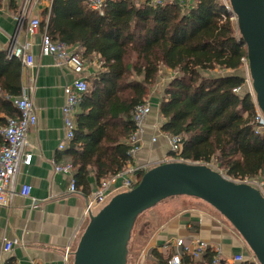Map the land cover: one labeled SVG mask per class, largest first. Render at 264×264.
Listing matches in <instances>:
<instances>
[{
  "label": "trees",
  "instance_id": "trees-1",
  "mask_svg": "<svg viewBox=\"0 0 264 264\" xmlns=\"http://www.w3.org/2000/svg\"><path fill=\"white\" fill-rule=\"evenodd\" d=\"M233 19L219 0L185 6L108 0L102 12L85 0H52L47 23L41 25L47 35L76 48L83 60L98 56L100 62L99 71L87 79L75 137L65 151L75 187L88 194L89 174L100 183L130 162L125 141L134 132L132 111L148 99L161 69L173 77L159 105L165 121L160 130L181 137V158L213 164L231 181L264 182V132L255 133V108L246 89L233 92L244 78L232 72L247 62ZM21 71L20 61L0 51V129L18 116L12 99L22 94ZM153 254L156 264H167ZM212 255L208 249L202 257L209 262Z\"/></svg>",
  "mask_w": 264,
  "mask_h": 264
},
{
  "label": "crops",
  "instance_id": "crops-1",
  "mask_svg": "<svg viewBox=\"0 0 264 264\" xmlns=\"http://www.w3.org/2000/svg\"><path fill=\"white\" fill-rule=\"evenodd\" d=\"M132 1L136 5H151V0ZM51 3L52 0H30L24 8V0H14L13 5L9 0H0V51L6 53L12 44H16L32 55L35 68L30 70L22 66L21 83L22 94L31 98L37 118L36 126L27 135L28 151L32 153L31 165L22 167L17 177L18 186L27 184L31 187L33 200L16 197L10 207L0 206V264L10 259L15 264H69L70 258L68 261L64 259L65 250L69 248L73 252L84 224L82 217L88 197L99 184L91 173L88 176V194L81 187H76L77 192L71 193V177L53 171V162L62 165L70 161L65 152L58 150V145L62 140L60 108L63 87L71 75L56 67L51 57L40 55L39 45L45 31L41 25L47 23ZM221 3L224 6L228 4L227 1ZM21 13L25 15L22 21L19 20ZM31 19H39L41 23L40 29L34 33L28 26ZM84 62L83 76L87 80L99 71L100 62L98 56ZM155 95L147 99L152 105V112L146 121L144 144L136 152L135 160L128 162L127 166L132 162L155 163L169 155L164 137H159L155 145L148 140L153 135V125L162 126L158 113L160 100ZM0 117L3 115L0 114ZM146 213L148 215L143 219L137 235H132L128 244L127 264H156L154 252L167 263L172 252L169 254L165 246L179 239L200 240L212 247L220 246L224 264H234L231 258L235 255H241L244 261L253 258L230 224L202 201L184 196L173 197ZM14 239L19 245L3 253L4 241ZM202 256L190 262L183 256L182 264H207Z\"/></svg>",
  "mask_w": 264,
  "mask_h": 264
},
{
  "label": "water",
  "instance_id": "water-1",
  "mask_svg": "<svg viewBox=\"0 0 264 264\" xmlns=\"http://www.w3.org/2000/svg\"><path fill=\"white\" fill-rule=\"evenodd\" d=\"M246 48L247 68L258 110L264 117V0H228ZM198 199L217 211L264 264V198L250 185L236 183L201 163L170 162L145 171L130 192L113 196L88 216L72 264H127L128 244L137 218L173 197Z\"/></svg>",
  "mask_w": 264,
  "mask_h": 264
},
{
  "label": "built area",
  "instance_id": "built-area-1",
  "mask_svg": "<svg viewBox=\"0 0 264 264\" xmlns=\"http://www.w3.org/2000/svg\"><path fill=\"white\" fill-rule=\"evenodd\" d=\"M89 7L98 12H102L108 0H85ZM164 0H151V5H159L164 3ZM171 2H177L182 6L189 4L190 0H170ZM225 4V1L222 0ZM30 0H24V8L27 7ZM228 11L231 12L230 7L225 4ZM25 18L24 13H21L19 20L22 21ZM40 20L31 19L28 26L32 33L40 29ZM40 55L44 57H51L54 65L61 70L67 71L71 75L68 83L63 87V102L60 108L61 114V126H62V140L58 145L60 152H65L71 145L75 132L77 130L76 123V111L84 98L87 90V80L83 76L85 62L74 52V50L67 47L61 42L53 41L44 31L39 45ZM5 56L7 59H17L22 66L27 69H34L35 63L32 55L23 50L22 47L12 44L6 51ZM243 65L247 69L246 78L243 79L244 83L242 87L233 90L235 94H239L243 89H246L251 96L254 108L255 118L253 124L255 125V133L264 132V117L258 110L254 93L251 87V79L248 74L247 62H243ZM12 104L18 111V116L15 118L6 119L5 126L0 129V135L2 136L3 144L0 147V206L10 207L13 200L16 197L22 199L31 198V187L27 184L17 185V177L22 167H28L32 162V153L28 151L27 135L31 129L36 126L37 118L35 113V107L31 98L23 93L20 97L12 99ZM152 105L148 100L137 105L132 111V121L134 126V132L126 139L125 144L130 148L128 156L130 161L135 160L136 152L141 149L144 144L146 121L151 115ZM158 136L164 137L168 145L169 155L163 157L155 163L138 164L135 162L130 163L126 169L111 176L108 179L102 180L96 189L90 193L82 219L88 220V216L101 206L106 205L110 199L120 193L130 192L139 183V175H142L150 168L170 162H187L181 158L183 142L181 137L164 134L160 130V126L153 125V135L148 137L149 143L155 145L157 143ZM208 165V164H207ZM54 173L64 174L71 177L69 191L71 193L77 192L75 187V181L73 178V167L70 162L66 164L52 163ZM219 172V171H218ZM221 173V172H219ZM236 183H243L250 185L259 191L264 198V182L260 179L250 178L242 181H234ZM18 186V187H17ZM84 225V224H83ZM77 233V231H76ZM19 245L17 240H8L3 243V253L10 252L14 246ZM165 249L171 253L167 264H182V257L186 256L190 260L200 259L201 256L208 249H212V258L207 264H221L222 262V250L220 246L212 247L206 242L200 240H176L173 244L168 243ZM71 251L69 248L65 250L66 261L69 260ZM244 261L241 255H235L231 258V262L238 264ZM253 262L257 263L254 256ZM32 264H41L38 262H32Z\"/></svg>",
  "mask_w": 264,
  "mask_h": 264
},
{
  "label": "rangeland",
  "instance_id": "rangeland-1",
  "mask_svg": "<svg viewBox=\"0 0 264 264\" xmlns=\"http://www.w3.org/2000/svg\"><path fill=\"white\" fill-rule=\"evenodd\" d=\"M224 1H225V3H226V1L228 2V0H224ZM221 2H223V1H221ZM227 5L229 6V4H227ZM233 20L235 21V19H233ZM237 34H238V31H237ZM232 73H235L236 75L243 76V78H246L247 69H246V67L244 65H242V67L240 69H238L237 71L232 72ZM171 77H173V75H171L170 72H167V71H164V70L161 69L159 74H158L157 82H156L155 86H153V88L151 89V93H150L149 97L151 95L153 96V95L157 94V96L155 95V97H158L157 99H159L160 102H161V100L163 98V90H164L165 86L167 85V83L169 82L168 79H170ZM155 91H157V92H155ZM158 113H159V111H158ZM159 117H160V114H159ZM159 122H160V124H164L165 121L162 119ZM159 137H162V136H158V138ZM209 166H211L214 170L218 171L217 167H215V165L209 164ZM225 177L227 178V176H225ZM196 200H198V199H196ZM198 201H200V200H198ZM104 206L99 207L94 213L96 214ZM144 213H146V212H144ZM142 215H144V214H141L137 218V220L135 222V225L133 227V230H132L131 237H132V235H134V236L137 235V233L139 231V228L141 226V223L144 221L143 219H146L145 217H147L148 214L146 213L144 216H142ZM86 223H87V221H85V223H84V225H83V227H82V229H81V231H80V233L78 235V238H79L80 234L82 233ZM78 238H77V240H78ZM130 240H131V238H130ZM76 243H77V241H76ZM75 247H76V244H75V246L73 248V251H74ZM69 264H72V257H70Z\"/></svg>",
  "mask_w": 264,
  "mask_h": 264
}]
</instances>
